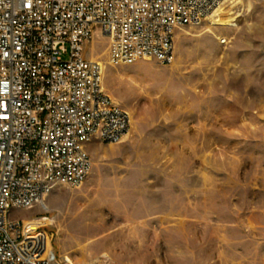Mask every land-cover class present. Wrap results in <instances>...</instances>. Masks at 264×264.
<instances>
[{"label":"rangeland","instance_id":"374dc122","mask_svg":"<svg viewBox=\"0 0 264 264\" xmlns=\"http://www.w3.org/2000/svg\"><path fill=\"white\" fill-rule=\"evenodd\" d=\"M221 7L233 24L177 31L169 64L87 45L130 126L89 146L81 185L18 215L63 262L264 264V0Z\"/></svg>","mask_w":264,"mask_h":264},{"label":"built area","instance_id":"2783aa9c","mask_svg":"<svg viewBox=\"0 0 264 264\" xmlns=\"http://www.w3.org/2000/svg\"><path fill=\"white\" fill-rule=\"evenodd\" d=\"M223 1L0 0V264H66L18 215L58 187L81 185L89 146L120 143L129 130L89 42L107 39L112 66L169 64L177 31Z\"/></svg>","mask_w":264,"mask_h":264},{"label":"bare ground","instance_id":"6f19581e","mask_svg":"<svg viewBox=\"0 0 264 264\" xmlns=\"http://www.w3.org/2000/svg\"><path fill=\"white\" fill-rule=\"evenodd\" d=\"M226 0H224L223 1V3H221L213 12H212V14L206 19L207 21H208V23H209V25L210 26H220V27H230V25H231V23L234 21V19L235 18H232V14H229V13H226L225 12V8L224 7H221L223 4H224V2H225ZM228 16H231V18H229V19H224V17H228ZM233 24V23H232ZM206 33H211V30H210V28H208V30L206 31ZM205 33V34H206ZM213 33V32H212ZM101 36H99V35H96V37L95 38H100ZM101 38H104V37H101ZM105 39V38H104ZM108 59V58H107ZM91 60V59H90ZM92 62H94V63H97L98 65H99V68H100V81H101V87H102V73H103V69H104V66H103V64L101 63V62H97V61H95V60H92ZM108 64L110 65V66H112L111 64H110V61H109V59H108ZM114 67H118V66H114ZM104 81V80H103ZM104 85V84H103ZM102 90L104 91V89H103V87H102ZM105 92V91H104ZM106 93V92H105ZM107 94V93H106ZM108 95V94H107ZM108 97L111 99V97L108 95ZM112 100V99H111ZM112 102H113V100H112ZM114 104H116L115 102H113ZM117 105V104H116ZM126 136V135H125ZM124 136V137H125ZM123 137V138H124ZM43 204V203H42ZM24 227H25V230H26V232H28V233H32L31 231H29V230H27V227H26V225H25V223H24ZM46 248H47V246H46ZM51 249H49V248H47V251H50ZM64 262L66 263V264H74V262L68 257V256H65L64 257Z\"/></svg>","mask_w":264,"mask_h":264},{"label":"crops","instance_id":"0c3cea01","mask_svg":"<svg viewBox=\"0 0 264 264\" xmlns=\"http://www.w3.org/2000/svg\"><path fill=\"white\" fill-rule=\"evenodd\" d=\"M26 225H31V224H26Z\"/></svg>","mask_w":264,"mask_h":264}]
</instances>
